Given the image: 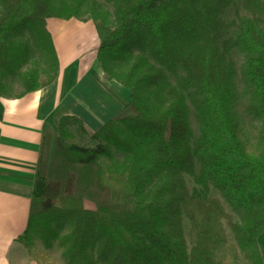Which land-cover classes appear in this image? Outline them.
<instances>
[{
    "label": "trees",
    "instance_id": "obj_1",
    "mask_svg": "<svg viewBox=\"0 0 264 264\" xmlns=\"http://www.w3.org/2000/svg\"><path fill=\"white\" fill-rule=\"evenodd\" d=\"M101 2L108 11L92 0H0V98L7 79L21 95L50 83L47 20L88 22L102 78L127 95L88 136L68 117L53 134L39 127L13 243L33 264H48L35 243L61 264H260L264 0ZM235 5L245 17L223 24Z\"/></svg>",
    "mask_w": 264,
    "mask_h": 264
},
{
    "label": "crops",
    "instance_id": "obj_2",
    "mask_svg": "<svg viewBox=\"0 0 264 264\" xmlns=\"http://www.w3.org/2000/svg\"><path fill=\"white\" fill-rule=\"evenodd\" d=\"M43 30L55 61L50 83L0 98V264H33L13 241L25 223L39 127L53 134L57 120L68 117L88 136L127 102L126 93L105 82L94 62L96 40L88 22L47 20ZM254 246L264 264V232Z\"/></svg>",
    "mask_w": 264,
    "mask_h": 264
},
{
    "label": "rangeland",
    "instance_id": "obj_3",
    "mask_svg": "<svg viewBox=\"0 0 264 264\" xmlns=\"http://www.w3.org/2000/svg\"><path fill=\"white\" fill-rule=\"evenodd\" d=\"M92 1L97 6L101 7L105 11H108V8L102 4L101 0H92ZM234 16H237V17H245V15L242 14L239 11V9H238V7L236 5L233 6V7L228 8L227 10H225L221 14V16H220L219 19H220V21L223 24H227L230 21H232V18ZM228 59L232 63L234 69H236V67L238 66V63H239L238 58H236L234 55L230 54L229 57H228ZM234 83H235V81H234ZM235 87H236V85H235ZM5 88H6V92H7V95L8 96H10V95L13 96V95H15V94H17V93L20 92L19 85L13 79H11V80L10 79H7ZM235 110H236L238 116L241 119V122H242V125H243V129L245 130V132H248V127L247 126L250 125V122L240 115V113H239V111H238L237 108ZM188 123H189V128H190L191 132H193V130H194L193 125L190 123V121H188ZM70 143L72 144V146L77 147V148H90L92 146L91 144L87 143V141H86L85 138L78 139V140L75 139V138H73V140ZM113 159H117V157L116 156H113ZM183 184H184V187H185L186 191L192 190V187H191L189 181H186V180L183 179ZM205 195L208 198H213V199L218 200L216 198V196L214 195V193H212L210 191L206 192ZM220 206L223 209L224 213L227 214L226 210L224 209V207H223V205L221 203H220ZM182 232H184V224H182ZM224 236H225L226 241L229 242V236L227 235V233L225 231H224ZM34 247L41 253V256L48 261V264H61L58 261V258H57V254L58 253H57V251L55 250V248L53 246L48 251H45V252H42L39 249V247L37 246L36 243L34 244Z\"/></svg>",
    "mask_w": 264,
    "mask_h": 264
}]
</instances>
